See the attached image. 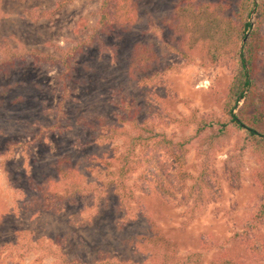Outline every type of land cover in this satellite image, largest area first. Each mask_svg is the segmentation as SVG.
I'll return each mask as SVG.
<instances>
[{"label": "rangeland", "instance_id": "1", "mask_svg": "<svg viewBox=\"0 0 264 264\" xmlns=\"http://www.w3.org/2000/svg\"><path fill=\"white\" fill-rule=\"evenodd\" d=\"M58 1L0 0V48L61 56L85 39L96 22L100 0H72L55 8ZM134 1L139 8L136 23L115 28L85 47L74 58L69 78L63 79V66L31 59L0 73V90L5 92L0 95V264H52L55 258L44 255L49 247L66 261L89 263L100 252H108L135 264H158L150 248L157 232L174 241L178 258L198 253L187 264H212L215 254L224 250L237 252L239 260L251 264L249 248L261 251L253 264H264V243H260L264 224L251 226L263 199L256 185L260 163L235 133L213 138V149L205 156L209 142L204 137L217 133V127L197 134L196 124L187 122L192 115L221 117L231 67L226 62L203 65L200 60L185 64L168 51L174 32L165 21L184 0ZM193 1H221L228 6L226 14L233 16L238 0ZM249 20L254 23L253 12ZM135 43H151L161 54L153 70L137 76L129 70ZM259 58V75L264 79V44ZM156 72L158 76L151 79ZM126 104L130 112L140 107L137 121L146 120L153 132H163L173 141L190 140L182 168L166 150L155 152L154 160L141 147L135 151L139 163L131 181L136 198L130 204L139 212L146 208L151 219H123L128 215L119 208L103 165L115 155L116 143L99 144L97 132L82 125L92 113L119 124ZM63 166H75L78 172L71 176L80 177V187H92L68 199L58 212L40 202L31 205L29 197L38 194L32 184L51 186ZM158 170L170 173L176 183L158 184ZM179 172H184L182 182L173 177ZM200 173L206 176L201 189L207 200L185 225L193 200L177 206V198L191 184L190 176L197 178ZM140 178L148 182L142 188ZM64 190L65 186L60 192ZM20 231H28V240L17 235ZM26 244L32 247L27 252Z\"/></svg>", "mask_w": 264, "mask_h": 264}, {"label": "trees", "instance_id": "2", "mask_svg": "<svg viewBox=\"0 0 264 264\" xmlns=\"http://www.w3.org/2000/svg\"><path fill=\"white\" fill-rule=\"evenodd\" d=\"M71 1L60 0L55 8L65 6ZM227 8V4L221 1L196 3L193 0H184L177 4L175 14L165 21L174 32L171 36L172 42L167 45V49L183 58L185 64H193L200 60L203 65L219 62H226L230 65L232 74L227 90L221 98V117L206 119L192 115L187 118V122L196 124L197 134L217 127V133L212 134L208 139L204 137L209 142V147L203 151L205 156L209 150L213 149V138L227 136L230 133H235L239 137V141L245 143L256 156L261 166V171L256 177V185L263 194V199L251 218V226L256 227L257 224H264V79L259 75L258 66L260 52L263 50L264 44L262 35L264 0H238L237 10L233 16L226 14ZM138 12L139 8L134 0H100L97 19L91 32L75 46L68 48L63 53L64 55L52 56L36 51H27L22 47L4 46L0 48V73L31 59L35 63L59 64L63 66V79L65 76L69 78L74 58L82 53L85 47L91 46L94 42H100L103 35L109 34L115 28L131 27L138 19ZM251 12H253L254 26L249 20ZM46 13L51 15L52 10H48ZM155 49L151 43L134 44L129 59L131 75L137 76L149 69H154L161 56ZM158 74L156 72L151 79L157 77ZM3 94L5 92L0 90V95ZM123 110H125V115L119 118V124H109L104 116L92 113L83 120L82 125L89 131L97 132L99 144L116 143V151L113 149L115 155H112L111 159L103 160V165L107 166L110 181L118 195L119 208L128 215L123 219L129 220L142 216L151 219L152 216L145 211L146 208L139 212L137 207L133 208L130 204L136 198L134 184L131 181L139 163V157L135 151L141 147L144 151H149L152 155L149 159L154 160L155 152L159 149L166 150L174 157L177 166L182 168L181 161L189 151L187 145L190 140L185 138L173 141L163 132H153L152 125L146 120L137 121V115L140 113L138 106L132 108L130 112V106L126 104L123 106ZM147 161L149 162V160ZM57 172L58 175H55L51 180V186H49V182L44 183L41 188L32 184V188L37 189L38 194L29 197L31 203L33 201L40 202L44 208L58 212L62 210L64 202L68 199L79 193L84 194L92 187L91 184L80 187V177L78 176L79 180H77L75 178L77 175L71 176V172H78L75 166L74 168L59 167ZM202 172L204 171L202 170ZM157 173L158 184L166 183L172 187V184L176 183L170 173L160 170ZM185 176L187 177V173ZM203 176L201 173L197 178L190 176L192 182L186 187L187 190L182 192V198L174 196V199L178 200L177 206L185 205L183 203L188 199L193 200L192 205L188 208L185 225L200 210L202 203L207 200V192L205 193L201 189L202 183L206 182V176L202 179ZM173 177L182 182L184 172H179ZM69 178L71 180L67 183L66 180ZM147 183L142 179L141 188ZM63 186H65V190L60 192ZM152 223L156 226L154 221ZM17 235L24 240L29 238L28 231L17 232ZM152 239L155 244H152L150 248L153 258L159 262L158 264H187L190 257L198 255V253H193L191 256L180 259L177 257V246L171 238L157 232ZM260 241L261 244L264 243L262 239ZM150 243L146 242L147 247ZM242 245L244 244L242 243ZM15 246L17 249L21 247V245ZM251 246L248 245V247ZM29 249L32 247L27 245L23 250L27 252ZM49 249L44 252V255L55 258L52 264H135L111 256L108 252H100L98 258L89 263H81L78 260L66 261L64 255L51 251V247ZM259 252L261 254V251L254 248L248 249V258L251 264L256 261ZM20 255L22 256L23 253L21 252ZM238 255L237 252L231 250L221 251L215 254L212 264H250L242 259L239 260Z\"/></svg>", "mask_w": 264, "mask_h": 264}]
</instances>
